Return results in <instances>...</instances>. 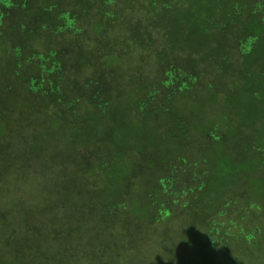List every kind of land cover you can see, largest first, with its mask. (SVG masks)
<instances>
[{
	"label": "trees",
	"instance_id": "16d2710c",
	"mask_svg": "<svg viewBox=\"0 0 264 264\" xmlns=\"http://www.w3.org/2000/svg\"><path fill=\"white\" fill-rule=\"evenodd\" d=\"M257 2L0 0V153L15 125L26 144L24 132L34 125L28 150L37 155L40 186L49 188L28 180L11 185L28 199L12 195L19 204L3 216L0 239L20 217L28 228V215L39 216V226H56L59 239L37 226L30 250L21 240L8 243L15 259L0 257V264H32V244L49 240L52 248L76 229L90 233L94 217L81 208L95 196L106 214L124 201L135 224L161 225L168 213L156 214L164 212L170 184L192 153L193 202L182 211V240L162 253L166 264L198 255L196 241L209 232L215 237L223 224L235 232L228 246L234 260L252 264L253 254H264V237L245 223L243 230L233 227L225 214L230 200L237 213L256 206L264 217V12ZM14 112L21 116L14 119ZM83 150L94 154L84 157ZM14 165L0 174L9 177ZM43 179L55 183L45 186ZM85 185L93 196L88 203L34 206L39 192L59 201L64 191ZM65 219L75 223L59 229ZM259 230L264 234V221ZM237 249L245 255L248 249V262Z\"/></svg>",
	"mask_w": 264,
	"mask_h": 264
},
{
	"label": "rangeland",
	"instance_id": "374dc122",
	"mask_svg": "<svg viewBox=\"0 0 264 264\" xmlns=\"http://www.w3.org/2000/svg\"><path fill=\"white\" fill-rule=\"evenodd\" d=\"M257 1V3H259V6L262 5V7H260L259 9L264 12V0ZM14 115V119L21 116L19 112H14ZM27 121L32 122V119L29 118V120ZM20 125H15L16 128L14 127L12 129V138L7 134L6 141L2 142L4 144L2 145V148L4 150H2L0 153V171L3 172V167H5V165L9 162L12 164L14 162L15 165L12 166V169H6V174L10 178H5L6 175L0 174V178H4L0 180V223L4 222L5 218H3V216L8 214V209L13 208V211H16V207L19 204V202L12 197V195L19 196L16 190H14V188L11 186L14 182L17 183L20 180H28L34 184L33 187L39 186L43 188L45 192L49 190V188L47 187L40 186L41 184L39 183V178L41 176L35 174V170L40 166V164L36 160L37 155L34 154L32 150H28V147L31 146L32 139L37 137V135H34L37 129L33 125L24 132V136L30 137L28 139V144H26L23 137L21 136L23 128ZM92 151L89 153L87 150H83V156L91 158L88 157V155L94 154L92 153ZM99 155L104 156L103 154ZM191 155L194 156H191L190 158H188L189 160L182 164L184 165L180 172L182 174L176 175L177 177L175 176V180H173L170 184V188L167 192L168 195L164 199V212L162 214H156L158 217H162L165 213H168L166 217H163L166 221H160V218H158L156 215H152L157 218L158 221H160L161 225H154L150 222L149 225L135 224L136 220L132 216V213L130 212L129 208H127V205L125 204L126 202L124 201L119 203L115 207H118L119 205H126L125 210L116 209L114 207L112 212L111 210H109L111 214H106L107 210L103 211V208L100 207L98 197L95 196V199L91 200L90 204H82L83 208H81L82 210L84 209V211L86 210L89 213L91 212L90 216L94 217V219L92 220V229H90V233L86 231L87 227H85V229H76V234L72 239L68 238V240L65 241L61 238V241L54 242L55 246L52 248H50L49 246V244H51V241L49 240L43 243L42 241H39L37 245L32 244L35 251L33 252V254H31V256L34 257V259L30 258L31 263L166 264V261L164 259L166 258L164 256L165 254L162 253L166 249H170V247L172 248V250H174L178 242L182 240L181 231L183 229V226L186 225L187 220L186 217H184L182 211L184 210V205L186 203H188L189 205L191 202H193V199H190V196L188 197L187 194L188 187L196 186L195 183L191 184L193 180L190 181V178L188 176V173L196 171L195 168L197 167L195 162H193L196 161L195 154L192 153ZM29 163L30 166L28 165ZM53 183L55 182L43 179V184H45V186H50ZM59 187L60 185H53L54 189H58ZM21 188L26 189L28 188V185H21ZM69 190L71 191H64L67 195V198H61L59 199V201H55L51 197L48 198L46 196H43L41 195L42 193L39 192L38 199L36 200L34 206L41 205L42 203V206L52 203L53 207L60 204H63L66 207L69 206V203H88L87 197H93L88 196L92 194V192L88 191V185H85L81 192H79L78 190L74 192L73 189ZM19 197H23L22 199L25 201L26 199H28V193L25 191ZM227 199L228 198H226L225 200L228 201ZM34 206H32L31 208H34ZM250 208L251 210H249L246 214H243L242 212L243 215H241L237 213L239 212V209L236 206L234 207L233 202L229 200L228 206L225 208V210H227V212L225 213L227 214L226 221L228 222L229 220H232V226L239 229L241 228L242 230V226L245 223L247 224V227L253 228L259 236L264 237V234L259 230L264 221V217L261 216L259 208H257L256 206H252ZM30 212L33 215L35 214L33 210H31ZM63 212L66 211L61 209L56 212H52L51 216H55L56 213ZM96 214H98V218L95 217ZM14 216H17L15 212ZM36 216L37 215L27 216V218L30 220L28 222V228L23 223L25 221L20 217L15 222H13L10 228L7 230V236L0 239V257L3 261L4 258L6 260H11L12 256L13 259H15L12 248L9 247L8 243H11V245L15 247L18 245L17 242L20 243L21 240L26 247V250H30V245L28 243L31 242L29 241L37 240V226L40 228L41 235H49L53 239H58L56 232L53 230L56 226L52 224L43 225V227L39 226V223L35 221ZM256 216L258 218L262 217V219H256ZM37 217L39 218V216ZM72 218L76 219V216H72ZM213 218H215V214ZM43 219L45 221L50 220L47 215H45ZM244 219H246V221ZM73 223H75L74 220L65 219L64 223L61 224L58 228L61 229L65 224ZM30 224L34 229L30 228ZM134 224L135 226H133ZM24 226L26 227L25 229H23ZM73 226H71L72 230L76 228L75 225ZM152 228H154L158 233L156 237L153 236V233L151 234ZM229 230V227H227L226 224H223V226L217 227L213 231L214 233L216 232L215 237H211V232H209L206 236L198 239L194 248L195 251L198 252V255L190 256L192 258L183 257V262L181 264H241L239 261L234 260V258L229 253V235L235 234V232H229ZM33 233H35L36 235H33ZM15 234L18 235V237H14ZM236 236H238V234ZM241 242L245 243L246 241L243 239L241 240ZM3 243H5V246H3ZM262 243L264 244V239ZM230 248L232 250L235 249L233 246H230ZM1 249L4 250L1 251ZM47 249L55 250V253L53 254L51 251H47ZM43 251L46 255H42ZM245 251L250 254L248 249ZM235 252H238L239 255L242 256L243 261L246 260V262H248L249 255H245V252L243 250L237 249ZM263 255L264 254H253L250 257V262L252 264H264V257H262ZM14 262L15 264H20V262L22 261L14 260Z\"/></svg>",
	"mask_w": 264,
	"mask_h": 264
}]
</instances>
